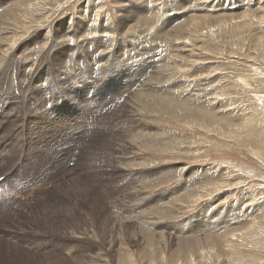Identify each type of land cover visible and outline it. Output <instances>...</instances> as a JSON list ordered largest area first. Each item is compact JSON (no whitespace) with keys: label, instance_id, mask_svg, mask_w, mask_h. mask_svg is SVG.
Wrapping results in <instances>:
<instances>
[{"label":"rangeland","instance_id":"obj_1","mask_svg":"<svg viewBox=\"0 0 264 264\" xmlns=\"http://www.w3.org/2000/svg\"><path fill=\"white\" fill-rule=\"evenodd\" d=\"M0 18L7 84L26 65L0 122V264H264V0H0Z\"/></svg>","mask_w":264,"mask_h":264},{"label":"bare ground","instance_id":"obj_2","mask_svg":"<svg viewBox=\"0 0 264 264\" xmlns=\"http://www.w3.org/2000/svg\"><path fill=\"white\" fill-rule=\"evenodd\" d=\"M26 2V1H25ZM15 3V2H14ZM13 3V4H14ZM27 3V2H26ZM29 3V2H28ZM19 4H21V3H19ZM15 5V4H14ZM23 5V4H22ZM24 5H25V3H24ZM137 5V4H136ZM13 6V5H12ZM42 7V6H41ZM7 8V7H6ZM9 9V8H8ZM16 9V8H15ZM4 11V10H3ZM10 12V11H9ZM19 12V11H18ZM1 13H3V12H1ZM14 13V12H13ZM4 14V13H3ZM10 16H11V14H10ZM19 17H21V16H19ZM121 17V16H120ZM123 17V16H122ZM27 18V17H26ZM3 20H4V18H2ZM18 19V18H17ZM0 20H1V18H0ZM26 20V19H25ZM2 21V20H1ZM9 21V20H8ZM33 22V21H32ZM4 23V22H3ZM2 23V24H3ZM118 24V23H117ZM10 25V24H9ZM26 25H28V24H26ZM11 26V25H10ZM9 26V27H10ZM20 26V25H19ZM119 26V25H118ZM117 26V27H118ZM21 27V26H20ZM19 28V27H18ZM76 28V27H75ZM2 30V29H1ZM8 30V29H7ZM4 31V30H3ZM11 31H12V29H11ZM21 31V30H20ZM103 31V30H102ZM15 33H16V31H14ZM76 34V33H75ZM166 34V33H165ZM10 37H13V35H11ZM20 38L21 37H19L18 38V36H17V38H14V39H12V43H13V45L15 46L18 42H20ZM51 39V38H50ZM60 39V38H59ZM9 40V39H8ZM55 40V39H54ZM10 41V40H9ZM22 41V40H21ZM52 41V40H51ZM62 41H64V40H62ZM144 42V41H143ZM147 42V41H146ZM103 43H105V42H103ZM61 44V43H60ZM149 44V43H148ZM147 44V45H148ZM49 45H50V43H49ZM101 45V44H100ZM7 46V37L5 36H2L1 38H0V50H1V53L2 54H4V53H6L7 52V49H10V47H6ZM11 46V45H10ZM61 46V45H60ZM75 46H76V44H75ZM80 46V45H79ZM134 46V45H133ZM143 46V45H142ZM98 48V47H97ZM113 48V47H112ZM150 48V47H149ZM41 49V48H40ZM42 49H44V48H42ZM55 49V48H54ZM80 50V49H79ZM97 50V49H96ZM125 50V49H124ZM90 51V50H89ZM93 52H94V50H93ZM113 52V51H112ZM130 52V51H129ZM154 52V51H153ZM0 53V54H1ZM49 53V52H48ZM66 53V52H65ZM80 53V52H79ZM91 54H93L92 52H91ZM119 54V53H118ZM71 55V54H70ZM87 55V54H86ZM85 55V56H86ZM120 55V54H119ZM148 55V54H147ZM151 55H152V53H151ZM153 55H155L154 53H153ZM68 56V55H67ZM156 56V55H155ZM64 57V56H63ZM75 57V56H74ZM104 57V56H103ZM106 57V56H105ZM125 57V56H124ZM53 58V57H52ZM88 58V57H87ZM2 59V58H1ZM86 59V58H85ZM84 59V60H85ZM130 59H131V57H130ZM78 60V59H77ZM84 60H82V61H84ZM88 60V59H87ZM100 60V59H99ZM135 60H138V59H135ZM86 61V60H85ZM117 61V60H116ZM139 62V61H138ZM11 63V62H10ZM77 63V62H76ZM101 63V62H100ZM159 63V62H158ZM113 64V63H112ZM14 65V64H13ZM23 65H25V64H22V63H20V62H17L16 63V66L14 67V71L13 72H15V78H14V80L13 81H11L10 83H8L7 84V63H6V65L4 66V68L3 69H1V66H2V64H0V122L1 121H3V120H5L6 121V114H7V100H8V98L11 96V95H14V96H16V95H18L19 96V92H23V90L25 89V87L23 88V86H21L20 84H19V82H18V80H17V77H16V74L17 73H19L21 70H23ZM56 65V64H55ZM82 65V64H81ZM101 65V64H100ZM26 66V65H25ZM54 66V65H53ZM61 66V65H60ZM86 66V65H85ZM96 66V65H95ZM112 66V65H111ZM110 66V67H111ZM139 66V65H138ZM147 66V65H146ZM151 66V65H150ZM174 66V65H173ZM73 67H74V65H73ZM93 67V66H92ZM97 67V66H96ZM148 67V66H147ZM38 68L39 67H35V68H33L34 69V71H33V69H32V71H31V75L33 74H36L37 73V71H38ZM59 68V67H58ZM57 68V69H58ZM83 68V67H82ZM55 69V68H54ZM73 69V68H72ZM145 69V68H144ZM67 70V69H66ZM91 70V69H90ZM132 70V69H131ZM141 70V69H140ZM60 71V70H59ZM69 71V70H68ZM72 71V70H71ZM136 71V70H135ZM170 71V70H169ZM13 72H12V74H10V76L12 75V77H13ZM60 73V72H59ZM63 73V72H62ZM77 73V72H76ZM132 73V72H131ZM135 73V72H134ZM167 73V72H166ZM165 73V74H166ZM169 73V72H168ZM78 74V73H77ZM160 74V73H159ZM18 75V74H17ZM21 75H24V74H21ZM30 75V78H32V76ZM49 75H51V74H49ZM63 75V74H62ZM47 76V75H46ZM68 76V75H67ZM159 76V75H158ZM20 77H22V76H20ZM53 77H55V76H53ZM53 77H52V79H53ZM78 77V76H77ZM154 77V79H156L155 78V76H153ZM165 77V76H164ZM64 78V77H63ZM70 78V77H69ZM139 78H141V77H139ZM159 78H161V77H159ZM23 79V78H22ZM25 79V78H24ZM55 79V78H54ZM118 79V78H117ZM154 79H153V81H154ZM44 80V79H43ZM57 82V81H56ZM61 82V81H60ZM74 82V81H73ZM98 82V80L97 79H95L94 80V84H96ZM77 83V82H76ZM25 83H23V85H24ZM47 84V83H46ZM49 84V83H48ZM140 84V83H139ZM142 84V83H141ZM50 85V84H49ZM52 85H53V83H52ZM98 85V84H97ZM148 85H151V84H148ZM43 86V85H42ZM93 86H96V85H93ZM142 86H144V85H142ZM59 87V86H58ZM137 87V86H136ZM147 87V86H146ZM55 88V87H54ZM64 88V87H63ZM123 88H124V86H123ZM149 88V87H148ZM112 89V88H111ZM26 90L29 92V91H33L32 92V95L33 96H35L36 97V95L40 92V91H42L41 89H40V83L39 84H34L33 82H31L30 80L28 81V87H26ZM44 90H48V87L46 86L45 88H44ZM136 90V89H135ZM141 90V89H140ZM122 91V90H121ZM144 91H146V90H144ZM155 91V90H154ZM52 92V91H51ZM115 92V91H114ZM123 93V92H122ZM142 93L144 94V92L142 91ZM155 93V92H154ZM23 94V93H22ZM153 94V93H152ZM21 95V94H20ZM57 95V94H56ZM117 95V94H116ZM23 96H25V95H23ZM22 96V97H23ZM55 96V95H54ZM112 97V96H111ZM146 97V96H145ZM149 97V96H148ZM25 99V98H24ZM38 98L36 97V100H37ZM149 99V98H148ZM16 100H18V99H16ZM35 100V101H36ZM146 100V99H145ZM20 102H22V101H20ZM142 103V102H141ZM17 104V103H16ZM27 104V103H26ZM126 104V103H125ZM34 105H36V104H34ZM121 105V104H120ZM146 105V104H145ZM124 106V105H123ZM122 106V107H123ZM126 106V105H125ZM134 106V105H133ZM17 107H18V105H17ZM92 107V106H91ZM13 108V107H12ZM21 108V107H20ZM33 108H35L36 109V106L34 107L33 106ZM17 109V108H16ZM121 109V108H120ZM119 109V110H120ZM131 110V109H130ZM12 111V110H11ZM14 111H15V109H14ZM17 111V110H16ZM19 111L20 110H18V113H19ZM34 111V110H33ZM37 111V109L35 110V112ZM121 111V110H120ZM10 114V113H9ZM105 114V113H104ZM108 114H109V112H108ZM11 115V114H10ZM118 115V114H117ZM113 116H115V115H113ZM9 117V116H8ZM109 117V116H108ZM109 120V119H108ZM3 123V122H2ZM110 126V125H109ZM146 126V125H145ZM14 128V127H13ZM16 128V127H15ZM143 130V129H142ZM142 132V131H141ZM145 132H146V130H145ZM145 134V133H144ZM149 135V134H148ZM149 137V136H148ZM147 139V138H146ZM151 140V139H150ZM94 143V142H93ZM92 143V144H93ZM10 144V143H9ZM12 144V143H11ZM94 146V144L87 150L86 149V151H85V153H84V155L86 154L87 155V157H91V158H94L95 159V161L97 160V159H104V160H109V155L108 154H106L105 155V152H95L96 150H95V147H93ZM97 146V145H96ZM3 150H4V148H3ZM99 151V150H98ZM101 151V150H100ZM78 157V156H77ZM81 157V156H80ZM114 157V156H113ZM2 160V159H1ZM115 160V159H114ZM104 162V161H103ZM112 162V161H111ZM3 163V162H2ZM112 165V164H111ZM129 169V168H128ZM51 171V170H50ZM56 173V172H55ZM61 177V176H60ZM221 186H223L222 185V183H221V185L220 184H215V185H213L212 186V189H209V190H207L208 192H212V191H215V190H217L219 187H221ZM235 186V185H234ZM77 188V187H76ZM28 189V188H27ZM78 189V188H77ZM80 189V188H79ZM220 190V189H219ZM22 192V191H21ZM85 194V193H84ZM98 196V195H97ZM96 196V197H97ZM204 196V195H203ZM10 197V196H9ZM101 197V196H100ZM198 198L197 199H200V196H197ZM37 198H38V196H37ZM1 199V198H0ZM11 199H13V198H11ZM39 199V198H38ZM94 200V199H93ZM98 200V199H97ZM196 200V199H195ZM14 201V200H13ZM17 201V200H16ZM32 201V200H31ZM36 201V200H35ZM11 202V201H10ZM15 202V201H14ZM29 202V201H28ZM34 202V201H33ZM173 202V201H172ZM7 203V202H6ZM175 203V201L173 202V204ZM19 204V203H18ZM44 204V203H43ZM47 204V203H46ZM49 204V203H48ZM52 204V203H51ZM50 204V205H51ZM33 205V204H32ZM176 205V204H175ZM6 206V205H5ZM4 206V207H5ZM151 206V205H150ZM149 206V207H150ZM45 207H47V206H45ZM0 209H1V206H0ZM37 209V208H36ZM75 209V208H74ZM76 210V209H75ZM160 210H165V208H163V207H157L156 209H154L153 210V214H160V213H163V211H160ZM3 212V211H2ZM45 212V211H44ZM166 212L167 213H169V212H171V210L169 209V210H165L164 211V214H166ZM129 213V212H128ZM3 214H5V213H3ZM40 214V213H39ZM73 214V213H72ZM0 215H1V213H0ZM6 215V214H5ZM4 215V216H5ZM9 215V214H8ZM12 216V215H11ZM73 216V215H72ZM4 218V217H3ZM53 218V217H52ZM113 220V219H112ZM124 229V228H123ZM122 230V229H121ZM127 232V231H126ZM125 232V233H126ZM130 232V231H129ZM133 234V233H132ZM234 236V235H233ZM2 237V236H1ZM4 240V239H3ZM9 250V249H8ZM21 252V251H20ZM127 262H129V260H130V258L129 257H127ZM83 260H85V259H83ZM121 261V260H120Z\"/></svg>","mask_w":264,"mask_h":264}]
</instances>
